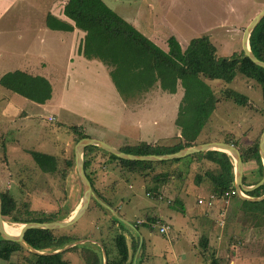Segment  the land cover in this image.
I'll return each instance as SVG.
<instances>
[{
	"label": "rangeland",
	"instance_id": "rangeland-1",
	"mask_svg": "<svg viewBox=\"0 0 264 264\" xmlns=\"http://www.w3.org/2000/svg\"><path fill=\"white\" fill-rule=\"evenodd\" d=\"M19 1L22 2L21 6H24L22 11L13 9L5 12L3 18H24L12 21L13 24H6L4 20L0 22V74L18 67L24 70L22 60L28 58L34 64L26 71L45 76L50 83L51 92L47 100L37 103L0 86V191L8 190L14 200L15 208L12 211H20L23 215L24 211H30L31 215L41 219L51 213L58 217L57 219L66 218L79 201L81 186L72 159L76 134L63 127L61 122L81 124L88 136L97 137L121 149L140 141L171 144L178 139L176 134L179 133V127L174 119L182 89L171 92L160 88L156 83L146 90L134 89L135 91L124 97L117 92L121 102L117 120L115 117L110 121L95 116V120L78 116L58 104L63 64H67L69 59L67 33L64 34L67 39L61 43L58 36L61 33H55L46 27L45 31L43 30L41 14L50 0ZM104 1L150 41L165 50L168 49L167 42H172L170 38L175 40L178 48L183 49L189 38L206 34L215 47L216 56H228L240 51V36L245 23L264 5V0ZM28 3L30 4L27 7ZM12 48L20 51L22 48V56L25 53L26 56L11 57L9 52ZM36 60H42L46 65L41 68L36 64ZM101 65L107 72L108 68L102 63ZM204 81L210 85L218 100L197 134L195 143L226 139L234 141L237 148H243L259 135L264 126L259 84L238 72H233L228 80L204 78ZM110 83L113 85L111 80ZM226 87L244 93L248 98L247 105H237L231 99L224 98L222 89ZM103 89L101 86L100 91ZM107 93L104 91L103 95ZM66 136L72 138L67 153L62 154L59 145L48 143L49 140L63 139ZM29 149H49V153L56 154V170L51 173L40 171L27 152ZM182 159L189 161L188 156ZM190 162L195 164L194 168L188 167L186 171L182 169L183 174L176 170L178 176H171L169 180L167 177L163 185H158V191L161 192L159 198L146 193L147 189L155 184L148 173H132L119 164L106 165L105 172L110 176L106 184H98L94 179H91V183L95 193L111 191L115 198L121 199L120 209L134 210V214H128L131 222L136 220L135 217L145 219L146 211L157 218L148 231L145 232L140 227V231L146 233L145 237H148L152 250L150 253L142 252L143 256H140L143 258L139 264H158L164 254L174 256L167 264H213L212 259L216 264H227L232 252L250 256L246 259V264H264V225L250 227L251 222L244 218L238 209V197L210 198V179L201 175L200 179L195 181L193 175L196 171L200 172L213 165L203 159ZM254 167V164L249 165L247 161L242 163V177L247 181L258 177L253 173ZM174 188L177 189V194L172 192ZM175 195L183 201V212L168 205V198ZM198 198L201 200L198 201ZM88 205L93 207L95 203L91 199ZM89 210L91 209L89 208L76 222L66 227L51 229L54 235L70 233L79 239L72 244L77 245L76 247L61 254V258L69 264H83L78 247L81 244L89 246L88 236L81 237L79 232L82 227L93 226L88 221ZM220 210L223 211L222 216L219 214ZM220 216L224 218L222 225L217 224ZM160 217L169 225L163 233L157 231L159 222H162ZM2 218L6 223H16L7 216ZM107 219L106 223L110 224L109 217ZM99 224L95 232L107 234L109 225H103L101 221ZM39 234L41 232L38 228L28 233L30 236ZM89 234L91 235V232ZM93 234L90 237H93ZM110 234L112 235L111 231L108 232V235ZM110 236L107 237L108 250L114 249L112 241H109ZM201 236L207 237L205 247L199 242ZM143 246H147L145 242ZM26 249L29 250L27 247ZM26 249L0 253V264H26L23 258L29 257Z\"/></svg>",
	"mask_w": 264,
	"mask_h": 264
},
{
	"label": "trees",
	"instance_id": "trees-1",
	"mask_svg": "<svg viewBox=\"0 0 264 264\" xmlns=\"http://www.w3.org/2000/svg\"><path fill=\"white\" fill-rule=\"evenodd\" d=\"M62 13L70 19L54 16L47 12L45 25L51 29L71 30L77 28L83 31V35L77 45V53L86 58H95L104 64L108 70V76L113 87L122 96L135 91L134 89L146 90L156 84L165 90L174 92L181 88L182 94L175 116V123L179 127L178 139L171 144H156L140 141L127 145L120 150L134 154H158L179 149L195 143L197 134L207 121L215 102L218 100L212 88L204 78L228 80L233 72H238L244 77H250L260 86L262 113L264 114V68L254 64L241 50L233 52L228 56H216L215 47L206 34L193 36L188 39L185 48L180 49L173 38L165 50L137 30L130 22L125 20L116 11L109 7L104 0H65L62 5ZM168 41H170L168 39ZM248 44L251 51L258 58L264 60V15L259 19L248 35ZM0 86L7 90L17 92L37 103H42L50 97V85L48 80L39 74H32L19 69L7 70L0 74ZM223 97L231 99L235 104L245 106L248 103L247 96L233 88L222 89ZM69 128L76 134V138L86 135L78 125H69ZM258 135L243 148H238L242 162L254 160L255 172L258 177L253 181H247L243 176L246 185L253 184L260 178L262 165L257 152ZM226 142L237 146L234 141L224 139ZM99 148L110 158L115 159L124 169L132 172L148 173L154 180V185L149 187L146 193L154 198H159L161 192L159 186L174 174L178 166L176 164L182 157L188 156L189 161L183 171L188 168L191 160H205L211 163V168L196 171L193 179L198 181L201 175L206 176L211 182V194L213 198L227 199L229 196L238 197L240 204L238 209L244 218H248L250 227L264 225V197L261 199L247 200L240 198L234 191L232 178V163L228 154L218 150L196 151L182 157L169 159L150 160H127L118 158L102 148L88 144L85 148ZM34 165L42 172L51 173L56 170V156L50 153L29 149ZM72 160L70 159V163ZM156 164L167 166L159 172H153L152 167ZM87 161L83 159V169L90 182L91 178L85 171ZM176 167V168H175ZM175 168V169H174ZM180 171V170H179ZM182 171V170H181ZM166 179V180H167ZM157 182V183H156ZM159 185V186H158ZM2 198V215L12 221L24 222L28 220L47 221L57 219L54 214L41 219L31 215L30 211H12L15 208L14 200L8 190L0 191ZM264 192V182L253 191L246 194L249 196L259 195ZM102 198L101 193L96 192ZM95 204L102 206L94 198H90ZM104 199V198H103ZM105 200V199H104ZM106 201V200H105ZM108 202V201H106ZM111 204L110 202H108ZM168 205L178 211H184L183 201L176 195L168 198ZM112 206V205H111ZM225 216V215H224ZM151 217L148 227L155 222ZM245 222V220H244ZM36 228L28 229L24 233V239L36 249L54 250L60 248L69 241L76 238L73 234L54 235L51 229H40L41 234L30 236L29 232ZM114 256L106 259L105 264H122L126 258V245L124 236L116 231L112 235ZM199 242L203 247L207 244V237L201 236ZM71 245L69 248L76 247ZM25 248L22 242H14L0 237V253H6ZM27 250V249H26ZM29 257L23 256L26 264H69L61 258L63 251L54 253L37 254L27 250ZM79 254L85 264H98L97 254L90 246L81 244ZM100 261V260H99ZM212 263L216 264L212 259Z\"/></svg>",
	"mask_w": 264,
	"mask_h": 264
},
{
	"label": "crops",
	"instance_id": "crops-1",
	"mask_svg": "<svg viewBox=\"0 0 264 264\" xmlns=\"http://www.w3.org/2000/svg\"><path fill=\"white\" fill-rule=\"evenodd\" d=\"M64 2L65 0H52V1L50 0V2L47 4L46 9L42 10L41 20L43 19V22L41 24L43 26L44 31H45V27L48 28L45 25V15L47 12L53 14L54 16L66 18L68 21H70V19L65 17V15L62 13V5ZM21 3L22 2L19 0H0V22L4 20L5 22H7L6 24H9V23H12V21L16 22L17 20L23 19L24 17L15 19L12 16L3 18V14H5V12L7 13L8 11H11L13 9L22 11V8H24V6L22 7ZM29 4L30 3L26 4L27 7L29 6ZM48 29L55 31V33L57 32L61 33L58 35L61 43L62 42L64 43L65 40L67 39V38L65 39L64 37L65 32L67 33V36L69 37L68 38L69 39V44H68L69 45V49H68L69 59H68L67 64H63V75L61 77L62 84L58 92L60 93L58 104L60 106H64V108H67L68 110L74 112L75 114H78V116H82L86 118L90 117L91 119H94V116H95V117H100L102 120L107 119L110 121L114 120V117H115L117 120V115L119 113V106L121 105V102H119L120 99L118 98L117 91L114 89L113 85H111L110 83V80L107 76V72L105 71L104 67L101 65V63L97 59L96 60L87 59L86 57H84L80 53H77L76 51L78 42L80 41L83 35V31L77 28H73L71 30H62V29L56 30V29H51V28H48ZM25 49L27 50V44L25 45ZM23 52L24 50L22 48H21V51L17 48L15 49L12 48L9 53L11 57L21 58V57L26 56V53L24 56H22ZM22 62H23L22 66L25 68L24 69L25 72H28L26 70L30 68L29 66H32L34 64V62H31L30 59L28 58H26L25 60H22ZM36 64L39 65L41 68H43L46 65V63L42 60H36ZM18 68H15V69H18ZM21 69L19 68V70ZM45 72L47 73V71ZM93 82H96V83H93ZM101 86L104 87L103 91H100ZM104 91L108 92L107 95L105 96L103 95ZM50 92H51V86H50ZM50 116H53V115H50ZM61 125L69 129L70 131L72 130L69 128V125H78L83 129L84 133L88 135V133H86L85 131V127L81 124L67 123V122L65 123L64 121H62ZM71 140L72 138H70V136H66L63 139H53L52 141L49 140L48 143L50 145L51 144L59 145V148H60L59 150H61V153L63 154V153H67L68 148L70 147ZM75 140H76V136L74 138V142ZM45 145H47V143ZM41 151L46 152V153L50 152L49 149L47 151H44V150H41ZM50 154H53V153H50ZM53 155H56V154H53ZM82 158L87 161L86 169L88 171L89 177L91 179H94L95 182H97L98 184H106V182H108V179L110 176H109V173L105 172L106 171L105 167L107 164H111V165L115 164L116 166L118 165L115 159L110 158L104 151H102L99 148H95V147L85 148V149L83 148ZM187 162L188 161L183 160L181 158L178 160L176 164H170L171 168L173 166H178L177 169H175L176 167L174 168L175 172L172 176L175 177L176 170L181 171L182 167H184ZM247 162L249 163V165H253V164L255 165L254 160H247ZM166 166H167L166 164H156L152 167V170L153 172H159L160 170L164 169ZM188 167L194 168L195 164H192L191 162H189ZM132 173H135V172H132ZM181 173L183 174L182 171ZM172 192L177 194L176 193L177 189L174 188ZM101 195H102V198L101 197L100 198L109 207L102 205L97 200L96 201L100 203L102 206H104V208H102L101 206L97 204H95L93 207H89L88 205V207L85 209V211L82 213L81 216H83L85 212L90 208L91 210H89L90 215L88 216L89 218L88 221L89 223H92L93 226L92 227L85 226V227L80 228L82 229V231L79 232V236L81 237H86L85 235L88 236L87 238L88 245L97 254L98 264H105L106 259L111 258L115 254L114 249L108 250L109 245L106 246L107 240H108L107 237L111 235V234L108 235V232L111 231L113 235L114 232L118 231L124 236V242L126 245V258L122 262V264H137V263L139 264L140 259L143 258L140 255L143 256L144 252L150 253L152 250L150 248L151 246L148 241V237H145L146 233H142L140 231V227H142L145 230V232L148 231L150 228L148 227V224H149L148 221H150L153 215L148 214L146 211L144 212V214L146 215L145 219H141L140 217H137V218L135 217L136 220L131 222L130 219L128 218L129 216L128 214L130 212L134 214V210L128 209L127 211V209H123V210L122 208L120 209L121 205L119 202L121 199L115 198V195L112 194L111 191L102 192ZM103 198L106 201L110 202L111 204L106 202ZM112 210H114V212ZM81 216L79 218H81ZM101 217H103L104 219H101ZM108 217H109L110 224L106 223L108 220L107 219ZM79 218H77L74 222H76ZM155 219H156L155 221H157V218ZM159 220H161V217ZM100 221H101V224L102 222L104 223L103 225H109V228H108L109 231H106L107 234L105 235H103L101 231L98 233L95 232L96 227L100 225L99 224ZM161 223L167 224V227L169 226L168 223L164 221L159 222V224ZM157 231H158V227H157ZM90 232H91V235L89 234ZM92 233H94L93 237H90L92 236ZM112 235L110 236L111 237V240H109L110 242L112 241ZM144 242H145V245L147 246H143ZM80 243H82V241ZM62 251L65 252V249ZM249 257L250 256L246 254H242V253L237 254V253L232 252L229 255L227 264H246V259ZM171 258L173 259L174 256L170 257V256H165L164 254L158 264H167ZM102 259H105V261H102ZM81 260L83 264H85L82 258Z\"/></svg>",
	"mask_w": 264,
	"mask_h": 264
},
{
	"label": "water",
	"instance_id": "water-1",
	"mask_svg": "<svg viewBox=\"0 0 264 264\" xmlns=\"http://www.w3.org/2000/svg\"><path fill=\"white\" fill-rule=\"evenodd\" d=\"M264 15V5L256 12L254 13L250 19L245 23L241 36H240V50L242 54L246 57H248L254 64L259 65L264 68V60L258 58L255 56V54L251 51L249 44H248V35L250 30L255 26V24L259 21V19ZM88 144H94L103 150L115 155L118 158L127 159V160H150V161H158L159 159H169L174 157H182L187 154L196 152V151H205V150H218L225 152L229 155L232 163V178H233V187L235 193L243 199L247 200H254L255 199H261L264 197V192L255 195V196H249L248 194H245L249 191H253L256 187H258L262 182H264V126L259 132L258 138H257V152L259 155V159L262 165V173L260 175V178L257 179L253 184L246 185L243 182L242 177V160L240 156L239 149L234 146L230 142L222 141V140H208L203 142H196L184 147H181L179 149L168 151V152H160L158 154L148 153V154H134L122 151L118 149L117 147L105 142L102 139L84 135L78 137L74 144H73V165L74 170L77 175L79 184L81 186V195L79 198V201L75 208L68 214L66 218H60V219H52L47 221H38V220H28L24 222H19L22 224L21 232L18 236H13L6 232L3 229V215H2V198H1V192H0V237L3 239H7L14 242H22L30 251L37 253V254H45V253H54L58 251H62L66 249L67 247H70L76 240L75 239L72 242H69V244H66L60 248H56L54 250H45V249H36L32 247L25 239H24V233L31 228H40V229H56V228H62L68 226V224H71L74 222L77 218H79L82 213L85 211V209L88 206L90 198H94L98 202H100L102 205H105L109 207L93 190L92 186H90V182L84 172L83 169V158H82V151L83 148ZM114 212V210H112ZM16 222V221H15ZM81 241V240H80ZM102 261H105V259H102Z\"/></svg>",
	"mask_w": 264,
	"mask_h": 264
},
{
	"label": "bare ground",
	"instance_id": "bare-ground-1",
	"mask_svg": "<svg viewBox=\"0 0 264 264\" xmlns=\"http://www.w3.org/2000/svg\"><path fill=\"white\" fill-rule=\"evenodd\" d=\"M3 229L13 236H18L22 229V224L20 223H6L3 222Z\"/></svg>",
	"mask_w": 264,
	"mask_h": 264
},
{
	"label": "built area",
	"instance_id": "built-area-1",
	"mask_svg": "<svg viewBox=\"0 0 264 264\" xmlns=\"http://www.w3.org/2000/svg\"><path fill=\"white\" fill-rule=\"evenodd\" d=\"M49 119H51V117H50ZM210 198H213V197H212V194L210 195ZM216 199H217V198H216ZM197 200L200 201L201 199L198 198ZM208 202H210V200H208ZM219 214L222 216V215H223V211L220 210V211H219ZM221 216L217 219V224H219V225H222L223 222H224V220H223L224 218H221ZM166 228H167V224L162 223V224H160V225L158 226V231H159V232H163Z\"/></svg>",
	"mask_w": 264,
	"mask_h": 264
}]
</instances>
